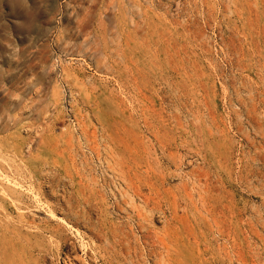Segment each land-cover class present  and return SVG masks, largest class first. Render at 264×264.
I'll return each mask as SVG.
<instances>
[{"label":"rangeland","instance_id":"rangeland-1","mask_svg":"<svg viewBox=\"0 0 264 264\" xmlns=\"http://www.w3.org/2000/svg\"><path fill=\"white\" fill-rule=\"evenodd\" d=\"M0 264H264V0H0Z\"/></svg>","mask_w":264,"mask_h":264}]
</instances>
